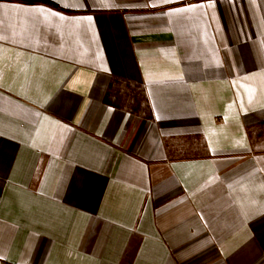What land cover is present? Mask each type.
Here are the masks:
<instances>
[{
    "label": "crops",
    "instance_id": "0c3cea01",
    "mask_svg": "<svg viewBox=\"0 0 264 264\" xmlns=\"http://www.w3.org/2000/svg\"><path fill=\"white\" fill-rule=\"evenodd\" d=\"M0 6V264H264V0Z\"/></svg>",
    "mask_w": 264,
    "mask_h": 264
},
{
    "label": "snow or ice",
    "instance_id": "6c2138e0",
    "mask_svg": "<svg viewBox=\"0 0 264 264\" xmlns=\"http://www.w3.org/2000/svg\"><path fill=\"white\" fill-rule=\"evenodd\" d=\"M57 2H61V0H57ZM63 6L64 7H81V5H78V4H64ZM0 7H3V6H0ZM23 11L36 12V13H46V14L51 15V16H57L58 15L57 13L50 12L48 9H45L42 7L25 8V9H23ZM177 11H187V9H178ZM60 18L64 19V17H60ZM83 19H87L90 21L92 19V17H86ZM0 38H2V37H0Z\"/></svg>",
    "mask_w": 264,
    "mask_h": 264
}]
</instances>
